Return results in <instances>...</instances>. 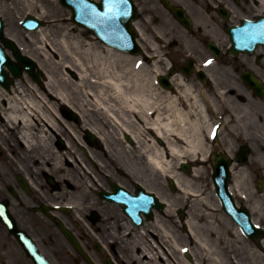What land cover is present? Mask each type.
<instances>
[{
    "label": "flooded vegetation",
    "instance_id": "1",
    "mask_svg": "<svg viewBox=\"0 0 264 264\" xmlns=\"http://www.w3.org/2000/svg\"><path fill=\"white\" fill-rule=\"evenodd\" d=\"M132 1L136 6L133 27L145 50L153 57L167 58L175 71L185 66L202 72L203 81L196 73L193 78L211 106L220 105L215 86L218 98L217 92L223 93L230 105L245 109V115L229 118L231 132L223 129L226 133L215 151L228 153L232 171H243L246 182L256 180L261 172L264 199V143L258 153L252 152L254 95L242 78L254 72L264 81V47L256 48L253 54L230 53V30L242 27L244 22H258L264 16V2ZM206 58L213 60L212 65L198 66L197 62ZM16 126L7 127L0 111V264H34L24 241L51 264H117V231H106V211L97 192L87 189L64 193L62 184L73 187L61 180L52 151H45L37 132L32 131L28 138L23 136L19 123ZM55 147L60 148L58 138ZM67 205L74 208L69 206L71 209L66 211ZM55 220L74 236L84 256L71 247Z\"/></svg>",
    "mask_w": 264,
    "mask_h": 264
},
{
    "label": "bare ground",
    "instance_id": "2",
    "mask_svg": "<svg viewBox=\"0 0 264 264\" xmlns=\"http://www.w3.org/2000/svg\"><path fill=\"white\" fill-rule=\"evenodd\" d=\"M20 1H26L28 9L31 11L35 9L38 2L45 0H0V6L6 7L8 2ZM260 1L261 3L264 2V0ZM7 36L19 45L24 54L36 60L47 76L44 89H39L33 85L28 86L27 81L23 79L21 82L16 83L10 94L0 91V97L7 101V105L33 107L38 114V120H33L37 126L40 124L44 131L48 129L54 134L56 133V127L67 132L68 137L67 140L65 139V148L61 150L64 151V154L61 152V157L65 155L78 156L75 144L82 146V143L76 133H78V130H82L83 127L85 129V126H79L74 122L65 120L62 114L58 115L56 110L58 106L61 110L63 107L72 110L82 118H85V111L101 115L104 120L101 118L98 120L100 127L106 128V124H109L108 129L113 128L121 132L123 136L129 135L134 145L126 141L122 144L118 140L111 141L102 133L86 128L95 132L97 136L99 135V141L103 145L101 148L102 154L106 156L119 154L124 159L127 157L125 149L133 147L137 151L141 164L149 165L161 176L173 178L182 194L191 195L187 196L186 199L189 198L190 200L192 198L190 201L192 207L198 205L200 208L194 209V213L190 212L186 222V226L189 228V239L195 246L201 248L211 257V262H217L219 259L215 251V244L218 240L215 224L217 218L214 214L215 211L211 208L212 204L209 198L204 196V193L197 188L195 183L181 174L169 170L173 159L181 161L186 157H194L199 153L202 157L206 154L201 146V137L197 136L200 111L194 107V103H191V99L193 97L196 99V96L193 92V97L191 96L190 86L178 78L177 92L172 96L170 93L157 90L153 82L150 81L149 73L147 74L144 70V66L134 64L131 57L118 53L112 48L104 46L106 49V55L104 56L98 50L94 51L93 55H89L88 50H85L83 52L86 55L83 54L85 56L83 59L77 51L79 46L75 42L70 45L62 38L60 43L56 42V45L52 42L48 43L45 28H39L30 33L29 37L32 42L37 43L38 47L35 49L42 51L39 54L43 59H45L43 51L46 52V46H50L51 50L55 52V46L58 45L66 52L64 67L77 70L80 77V83L74 88L66 82L67 78H65L66 80H58L54 73L46 71V64L37 59L34 54L28 53L23 44L15 37L9 34ZM87 77L93 79V84L87 91L93 110L87 108L86 103L77 104L73 98L77 94L76 92H79L78 94H82V96L84 95L81 81ZM183 101L187 103L185 104ZM24 122L28 130L31 122L27 118L24 119ZM158 138L164 141V147L156 145L155 141ZM91 153L94 155L95 151H91ZM79 162L82 161L79 159ZM97 162L98 168L101 169V159L98 158ZM199 171V168H194L193 172L196 177H198ZM153 225L155 231H163L166 235L168 230L161 220L156 218ZM176 246L178 252L180 248L184 247L177 244ZM146 255L152 263L151 254L146 253ZM146 255H137L135 261L146 258ZM178 264H183V261L180 259Z\"/></svg>",
    "mask_w": 264,
    "mask_h": 264
},
{
    "label": "rangeland",
    "instance_id": "3",
    "mask_svg": "<svg viewBox=\"0 0 264 264\" xmlns=\"http://www.w3.org/2000/svg\"><path fill=\"white\" fill-rule=\"evenodd\" d=\"M27 9H28V4L26 1L8 2L6 7L0 6V15L4 16L6 20V32L9 35L15 37L21 44H23L25 50H27L28 53L34 54V56L37 59L42 60L46 64V69L54 73L58 80H64L65 78H67L66 82H68L71 86L76 88L77 84L80 82H78V80L75 81L74 79H72L71 75L69 74V72L66 70V68L63 65L64 61H66L65 59L66 52L63 51L62 48L58 45L55 46V49H56L55 52L51 50L50 46L49 47L46 46L45 47L46 52L43 51V55L45 56V59H43L41 55L39 54L42 51H38L35 49L36 47H38V45H36L37 43L35 44L34 42L31 41L32 39H30L29 33L24 31V29L21 28L19 24L20 21L23 19V17L27 14L28 11L30 14L34 16H40V18L46 22V26L44 28H45V33L48 37V43L52 42L53 44L56 45V42L60 43L62 38H64L67 41V43L70 45L72 42H75L79 46V48L78 49L76 48V49L80 53V56L83 59L85 58V56L83 55L85 54L83 52L85 50H88L87 53L89 55H93V52L98 50L103 53V56L106 55V50L97 41H93V40L84 41L80 39L79 37H78L79 39L76 38L73 31H71V24L69 22L68 10L60 6L57 0H45L43 2H38L35 5L34 10L30 11L29 9L28 10ZM135 60L136 58H134L132 62H134ZM157 65L158 66L156 68L158 69H165L167 67L166 63H157ZM144 69L150 70L154 68L148 65ZM26 80L29 83L30 81L29 78H27ZM82 83L84 85V88H87L86 85L88 86V84H90L89 79L87 80L84 79ZM76 93L77 94H75L73 98L77 104H80L83 102L87 104V108L92 109V110L94 109L93 106L91 107V104H92L91 100L85 94L82 96V94H78L79 92H76ZM99 118H103V116L96 115L95 113L85 111V118H82L83 126L85 125L91 128H97V126L99 125V122H97ZM110 132L116 135L115 137L118 136L116 134L117 132L116 133L115 131H110ZM110 135L113 136L112 134ZM131 155L132 156L137 155L136 150H134V153L132 152ZM137 163H139V161H137ZM139 166H140V163H139ZM146 168L148 169V166L144 165L140 169L141 171L140 170L139 171L143 173L145 172V170L143 169H146ZM74 172H76V174L77 173L80 174L81 176H85V173L79 170L78 168L75 169ZM205 175H207V173L205 172L201 174L203 182H201V180L200 182H197V181L195 182L192 181V182L196 184L198 189H202L204 196L209 198L213 207H216L215 198L212 194V189L209 185L210 182L208 181L207 183L206 181L205 183V180H204ZM149 176L150 177L153 176V180H155L157 183V189L161 190V188H163V184H162V178L160 177V175L158 173H153L149 171ZM186 204L187 203L182 202V206L185 208H186ZM194 209H198V205H193V207L190 205L189 210L192 213L194 212ZM189 210H188V214H189ZM217 215L215 214V217L217 218L216 219V230L218 232V235H217L218 242L215 245V250L220 255L221 264H233V263L234 264H253L250 262V259L248 257L249 252L247 251L248 249H247L245 242L240 237H236L233 235H231L230 238L226 237V232L231 229V225L229 223H227L226 225L225 219L218 212H217ZM181 231L183 230L181 229ZM191 249L194 252L195 257L197 259H200L199 261L204 260L203 258L201 259V255L204 253L202 250H200L197 246H193V245ZM222 252L226 255H223ZM175 259L176 257H174V260ZM205 261L210 263L208 260H205ZM192 262L194 263L195 260L193 259Z\"/></svg>",
    "mask_w": 264,
    "mask_h": 264
},
{
    "label": "water",
    "instance_id": "4",
    "mask_svg": "<svg viewBox=\"0 0 264 264\" xmlns=\"http://www.w3.org/2000/svg\"><path fill=\"white\" fill-rule=\"evenodd\" d=\"M64 2V1H63ZM66 5H68L69 3H67V0H65L64 2ZM4 44L12 50L14 57L17 59L18 61V65L15 64L14 62H12L11 60H9L3 51L0 50V69H2V65L7 66V68L12 72V74L14 76H19L21 69H26L29 72H32L33 69L36 68L35 63L30 60L27 57H22L19 53L18 50L16 48V46L8 40L4 41Z\"/></svg>",
    "mask_w": 264,
    "mask_h": 264
}]
</instances>
